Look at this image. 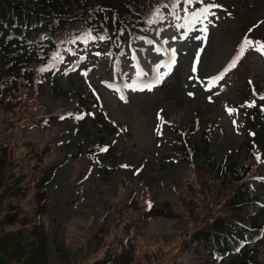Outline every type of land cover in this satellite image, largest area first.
<instances>
[{
    "label": "rangeland",
    "instance_id": "obj_1",
    "mask_svg": "<svg viewBox=\"0 0 264 264\" xmlns=\"http://www.w3.org/2000/svg\"><path fill=\"white\" fill-rule=\"evenodd\" d=\"M215 2L220 7L213 9L211 23L205 22L206 32L191 16L184 18L182 10L164 13L125 53L111 56L105 46L84 41L65 53L35 90L18 87L9 93L8 113H0V154L4 152L1 159L15 167L13 175L23 194L22 199L0 198V217L15 203L28 210L36 179L51 172L50 180L39 188L45 201L40 220L46 264H89L108 256L107 264H125L127 259L129 264L226 263L227 259L214 261L199 251L191 253L187 237L203 224L201 216L209 209L193 200V206L203 210L190 223L180 212V201L196 191L193 168L204 164L218 168L227 159L239 168L245 166L243 143L253 111L250 95L264 91V55L256 51V36L242 23L258 20L264 32V0ZM177 14L181 19L175 18ZM185 28L191 30L185 34ZM245 37L253 45L244 44L236 66L205 91L208 79L238 55ZM173 50L175 63L151 91L125 87L154 82L168 71ZM189 91L198 96L199 105L174 108L173 101L190 99ZM79 93L86 97L83 103ZM256 98L264 99V94ZM90 104L113 133L101 131L94 119H76ZM227 108L234 112L229 115ZM179 141L193 153L190 165L176 153ZM23 142L31 147H15ZM103 147L107 151L101 152ZM42 148L49 152L45 150L39 162L23 157ZM257 166L263 179H253L248 191L259 198L264 214V160ZM160 210L175 216L154 214ZM246 242L250 247L259 242L260 258L264 228L261 236Z\"/></svg>",
    "mask_w": 264,
    "mask_h": 264
},
{
    "label": "trees",
    "instance_id": "obj_2",
    "mask_svg": "<svg viewBox=\"0 0 264 264\" xmlns=\"http://www.w3.org/2000/svg\"><path fill=\"white\" fill-rule=\"evenodd\" d=\"M212 1L205 0V3ZM172 4L173 0H0V113H8L12 90L18 87L35 90L50 69L59 65L65 53L86 41L89 32L96 39L87 42L105 46L111 56L121 54L128 44L141 41L152 24L149 21L155 22L166 11H173ZM182 7L178 6L175 11ZM200 7L196 4L191 10ZM226 10L231 12L229 7ZM242 25L251 36H256V41L264 44V36H261L264 32L258 27L262 25L258 20L248 18ZM100 36L105 39H99ZM257 84L254 82L255 90ZM262 84L264 86V81ZM259 94L264 91L250 95L253 111L243 143L245 166L239 168L227 159L218 168L204 164L192 169V186L196 191L187 200L180 201V212L190 223H195L194 215H199V210L203 209H196L193 200H199L209 209L201 216L203 224L197 229L192 226L187 237V242L193 246V255L199 251L214 261L227 259L225 264H264V252L259 258V242L252 247L246 242V239L261 236L264 228L261 201L248 191L252 180L259 178L257 165L264 160V99H257ZM78 98L81 103L86 100L83 93H79ZM90 107L91 104L79 115L81 119H94L101 131L113 133L114 129L104 122L98 110ZM15 147L30 148L31 143H18ZM45 150L49 152L48 148L37 152L29 150L23 157L39 162L46 155ZM176 153L190 165L193 153L187 145L179 141ZM2 156L4 152L0 154V198L22 199L23 193H19L20 185L13 175L15 167L8 159L2 160ZM50 176L48 172L36 179L33 203L28 210L15 203L8 205V211L0 217V264H46V237L40 220L45 201L40 189ZM154 214L165 218L175 216L167 210ZM110 259L108 256L89 264H107L105 261ZM125 264H129L128 259Z\"/></svg>",
    "mask_w": 264,
    "mask_h": 264
},
{
    "label": "snow or ice",
    "instance_id": "obj_3",
    "mask_svg": "<svg viewBox=\"0 0 264 264\" xmlns=\"http://www.w3.org/2000/svg\"><path fill=\"white\" fill-rule=\"evenodd\" d=\"M196 4H200L201 7L198 8L196 11H192V7ZM183 5L182 7V11L184 14V18H188L189 16H191L193 18L194 22H199L200 24H203L204 27L200 28L199 30L201 32H206L207 31V26L206 23H211V21L209 20L210 16H215V12L213 11L214 8H219V5H216L215 3H205V0H173V4H172V9L173 11H175L177 9L178 6ZM166 7H168L166 5ZM177 20L181 19V16L179 14L176 15L175 17ZM161 19H163V17H161ZM154 21H149V23H153ZM181 27L183 28L184 25H181ZM191 29L185 28V34H187L188 31H190ZM95 40L96 37L92 36L91 33L89 32L86 35V41L87 40ZM99 39L103 40L105 39V37L100 36ZM197 39H199V37H197ZM244 44H247L249 46L253 45V41L251 39H248L247 37H245L244 39V43L241 44L238 55L215 77L209 78L207 81V84L205 85V91H211L214 87L217 86V84L219 83V81H221L223 79V77L227 74V72H229L231 69H233L236 64L237 61L244 55ZM256 45H258V47H256V51L260 52L262 55H264V44H261L259 41L255 42ZM196 60L197 62L199 61V52L196 53ZM175 63V51L173 50L172 56L170 57V63L167 65L168 71L164 72L163 74L157 76L154 80V82L152 83H146L143 84L142 86H140L139 88L136 87L135 83L131 84V85H125V87L131 88L133 91H143L145 89H147L148 91H151L152 88L155 86V84L159 83L164 76L169 74V71L171 70V67L173 66V64ZM163 67V65L161 66ZM46 69H41V71H45ZM157 71H159V69H157ZM192 72L195 73L196 72V64L194 63L192 65ZM86 75V73H85ZM139 76V74H138ZM189 95H192V93H189ZM121 99H124L123 96H121ZM209 99H211V97H209ZM226 111L228 112L229 115H231L234 112V109L231 108H227ZM71 115V114H69ZM64 117H61V119H63ZM81 116H77L76 119H81ZM157 118L161 120V124L164 123L163 119L159 116V114L157 115ZM235 121H233V124L235 125ZM107 151L106 147L101 148V152ZM259 159V158H258ZM124 167H127V165H124Z\"/></svg>",
    "mask_w": 264,
    "mask_h": 264
},
{
    "label": "bare ground",
    "instance_id": "obj_4",
    "mask_svg": "<svg viewBox=\"0 0 264 264\" xmlns=\"http://www.w3.org/2000/svg\"><path fill=\"white\" fill-rule=\"evenodd\" d=\"M150 35V34H149ZM151 36V35H150ZM139 59H137L138 61ZM141 61H138L137 63H139ZM192 88V87H191ZM190 93V91H189ZM192 95L189 96L190 99H185L182 101V102H176V101H173L172 104H174V108H177L179 109V111L181 110H185V109H189L191 106L192 107H195V106H198L199 105V98L198 96L194 94V92H191ZM169 103L167 102L166 103V106L168 105ZM156 112V111H155Z\"/></svg>",
    "mask_w": 264,
    "mask_h": 264
}]
</instances>
